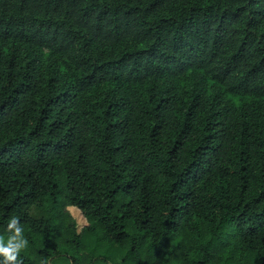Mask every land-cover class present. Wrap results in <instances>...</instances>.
Instances as JSON below:
<instances>
[{
  "label": "trees",
  "instance_id": "obj_1",
  "mask_svg": "<svg viewBox=\"0 0 264 264\" xmlns=\"http://www.w3.org/2000/svg\"><path fill=\"white\" fill-rule=\"evenodd\" d=\"M11 215L23 264H264V0H0Z\"/></svg>",
  "mask_w": 264,
  "mask_h": 264
},
{
  "label": "clouds",
  "instance_id": "obj_2",
  "mask_svg": "<svg viewBox=\"0 0 264 264\" xmlns=\"http://www.w3.org/2000/svg\"><path fill=\"white\" fill-rule=\"evenodd\" d=\"M29 247L25 228L17 215H11L0 224V264H23V255ZM42 264H49L46 258Z\"/></svg>",
  "mask_w": 264,
  "mask_h": 264
},
{
  "label": "rangeland",
  "instance_id": "obj_3",
  "mask_svg": "<svg viewBox=\"0 0 264 264\" xmlns=\"http://www.w3.org/2000/svg\"><path fill=\"white\" fill-rule=\"evenodd\" d=\"M69 211L72 217L77 221L78 230L80 231L85 225H87V221L81 215V212L74 207H70Z\"/></svg>",
  "mask_w": 264,
  "mask_h": 264
}]
</instances>
